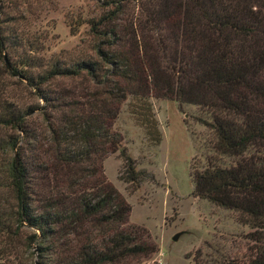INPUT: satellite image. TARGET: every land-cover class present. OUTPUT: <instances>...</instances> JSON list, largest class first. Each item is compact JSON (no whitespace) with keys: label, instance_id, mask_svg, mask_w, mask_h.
Wrapping results in <instances>:
<instances>
[{"label":"trees","instance_id":"1","mask_svg":"<svg viewBox=\"0 0 264 264\" xmlns=\"http://www.w3.org/2000/svg\"><path fill=\"white\" fill-rule=\"evenodd\" d=\"M96 1L102 11L88 21L95 59L55 60L34 73L42 65L23 52L10 58L22 44L0 30V79L16 77L34 99L12 100L0 86V129L13 131L0 137V151L16 155L0 166L14 205L0 211L2 239L16 234L13 224L32 229L34 264H128L152 253L142 231L125 227L130 205L102 161L118 151L121 179L137 185L110 125L128 96L158 143L149 98H166L199 107L212 135L202 163L190 165L194 196L250 228V245L221 264H264V0ZM82 74L91 86H44Z\"/></svg>","mask_w":264,"mask_h":264},{"label":"rangeland","instance_id":"2","mask_svg":"<svg viewBox=\"0 0 264 264\" xmlns=\"http://www.w3.org/2000/svg\"><path fill=\"white\" fill-rule=\"evenodd\" d=\"M0 6V30L22 44L10 48V58H18L23 52L38 61L42 66L35 67L34 73L55 60L68 64L95 59L88 21L102 11L96 0H1ZM3 83L9 86L10 99L22 96L24 103L34 100L29 95L23 97L22 86L27 85L16 77L1 78L0 86ZM44 86L54 89L91 85L82 74L74 78L56 76ZM132 102L127 96L120 104L110 128L118 133L121 146L134 161L137 185L121 179L118 151L102 161L104 176L130 205L125 227L142 231L146 241L155 245L152 253L128 264H221L242 254L250 245V228L237 222L234 211L193 194L190 165L192 159L202 163L209 152L205 145L212 136L198 121L204 112L196 105L150 97L160 136L155 143L133 113ZM4 134L13 131L0 129L1 138ZM12 157V150L0 151V166ZM9 195L0 187V211L14 208ZM12 229L16 234L10 239L3 240L0 233V264H34V231L24 224H13ZM176 233L179 236L172 240Z\"/></svg>","mask_w":264,"mask_h":264},{"label":"water","instance_id":"3","mask_svg":"<svg viewBox=\"0 0 264 264\" xmlns=\"http://www.w3.org/2000/svg\"><path fill=\"white\" fill-rule=\"evenodd\" d=\"M13 157L16 158L15 153L13 154ZM178 236H179V233L174 234V235L172 236V240H176Z\"/></svg>","mask_w":264,"mask_h":264}]
</instances>
